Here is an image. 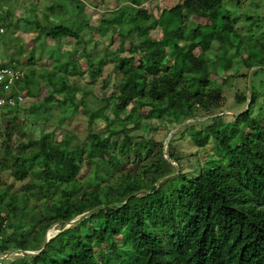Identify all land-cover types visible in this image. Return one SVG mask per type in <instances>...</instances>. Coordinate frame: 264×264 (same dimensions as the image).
<instances>
[{
  "label": "trees",
  "instance_id": "trees-1",
  "mask_svg": "<svg viewBox=\"0 0 264 264\" xmlns=\"http://www.w3.org/2000/svg\"><path fill=\"white\" fill-rule=\"evenodd\" d=\"M120 1L129 3L121 21L116 9V20L103 16L97 28L102 35L114 31L109 59L120 76L114 89L95 93L102 63L88 57L87 71L73 60L64 64L65 74L33 69L22 80V111L0 118L6 123L0 129V255H18L2 264H264V124L251 116L256 92L247 95L243 84L239 113L219 115L216 78L217 69L226 72L234 62L264 69V56L233 59L247 44L224 10L217 17L223 0H176L158 16L137 7L141 0ZM33 21L27 22L47 38L82 46L73 27ZM155 28L159 37L150 35ZM213 48L222 54L211 59ZM228 48L235 49L232 57ZM30 55L21 64L12 61L31 67ZM240 75L245 80L247 72ZM77 113L88 119L84 142L62 127ZM18 120L32 121L39 134L22 142L14 133ZM187 120L201 127L193 134L198 146L211 142L215 154L203 164L196 160L192 173L183 172L178 152L165 158L162 150L164 138ZM138 128L144 134L133 142L128 133ZM182 135L178 129L167 146ZM7 176L21 187L14 190ZM53 226L59 233L45 241Z\"/></svg>",
  "mask_w": 264,
  "mask_h": 264
},
{
  "label": "rangeland",
  "instance_id": "rangeland-1",
  "mask_svg": "<svg viewBox=\"0 0 264 264\" xmlns=\"http://www.w3.org/2000/svg\"><path fill=\"white\" fill-rule=\"evenodd\" d=\"M75 1H78L79 5L82 7L81 9L78 10L76 4L67 0H36L39 4L35 7L32 5L34 3L33 0H0V20L3 18L6 11L8 14V18H6L7 20L5 21V33L0 35V57L6 62L16 60L21 64L23 61H26L32 53V56L36 60L35 65L31 66L32 68L24 67L23 65L22 70L26 74H29L33 69L36 71L42 70V72L47 69H55L65 74L66 65L64 64H68L71 60L77 63L82 70L87 71L88 64L86 57H88L92 63H97L98 61L102 63L101 73L91 88H94L93 90L98 94L108 93L115 88L120 79L119 74L113 67V63H111L109 59V54L111 51H114V47H109L111 36L114 31L109 30L105 35H102L97 31V28L104 19L103 16H109V20H116L115 14L112 13L116 9L118 10L117 21H121V17L125 13V9L122 5H128L129 3H123L120 0ZM175 4L176 0H141L140 5L137 7L144 6L145 8H151L154 15L158 16L160 10L168 9ZM223 10L228 14L229 18L234 21L233 30L241 37V40L247 44L246 46L244 44L240 46L238 56L233 59L241 60L253 55V57L257 58L264 56V0H223L222 8L217 13L218 18L223 14ZM153 19L154 18L151 17L144 23V26L147 27L150 25ZM33 20L37 21L40 27L55 25L73 27L75 30H78L79 36L82 38V46H80V43L75 47V40L72 39L65 40L63 38L54 41L47 38L41 31V28L36 25L28 24L27 21L34 22ZM214 20L216 21V19ZM194 23H198L202 26L213 24L211 21L206 22L201 19H197ZM216 23H218V21H216ZM216 26L218 25L214 24V27ZM117 29L125 34L124 27L117 26ZM160 32L159 28H155L150 31V35L159 37L161 35ZM117 43H119V40ZM68 51L74 52L70 54L72 55L71 57L66 58L68 56ZM85 51L87 53H85ZM211 52L213 54L210 55L211 59L217 58L222 54L221 50L216 48L211 49ZM196 53L199 54V50L196 51ZM234 54L235 49L228 48L226 56L232 57ZM50 55L51 59H49ZM57 58L59 61L53 62L55 61L54 59ZM258 68L260 67H252L248 70L246 65L241 62H234L233 68H229L226 72H222V68L217 69L216 78L218 84H221L223 98L220 105L222 112H220L219 115L239 113V107L236 106L235 102L239 94L238 89H240V92H245L243 88L244 84L247 95H249L250 92H256V104L252 107L251 116L257 117L259 123L262 125L264 124V69L258 70ZM236 72H238L237 75L235 74ZM246 72L247 77L244 80L241 78L240 74ZM65 79H67V76ZM71 80H73V78H71ZM87 80L88 74L86 73L85 77L80 79V82L84 84ZM23 106L19 110L22 111ZM240 107H244V105ZM21 111L18 113L17 117H19ZM110 118H112V116ZM206 118L207 117L200 118L199 120L204 121ZM22 121H24V123H22ZM87 121V117L80 113L72 116L69 114L68 120L62 123V127L84 142L88 134ZM9 122L11 123L12 121ZM95 123L100 127L103 126L101 120ZM146 123H148L149 128L157 126V123L154 121H147ZM184 125V128L178 125L171 131L167 138H164L162 150L165 154V158L167 157L166 152L168 151L178 152V158L180 159L179 165L182 167L183 172L192 173L197 171L198 165L196 160L199 159L200 163L203 164L210 159H214L215 154L211 142H208L207 145L202 148L198 146L197 139L193 135L194 132L201 130V127L197 123L193 122V120H187L184 122ZM4 126H6V123L0 120V129H3ZM23 126L24 128L20 129ZM13 127L15 129V136L21 139L22 142L29 139V137H31V139H33V137L35 138L40 132L32 121L27 122L26 120H18ZM178 129H181V131L183 130V135L177 138L172 146L168 147L167 142L170 135L174 134ZM21 130L24 131L26 134L25 136L21 134ZM56 133L59 134L60 131L58 130ZM143 134L144 131L142 128L132 130L128 133L130 137H133V142L139 141L138 137ZM151 134L152 133H150V135ZM132 168V166H129L126 170L131 169V171H135L132 170ZM86 174L87 171L83 168L81 176L84 177ZM5 179L7 183L13 184L14 190L19 189L22 185V183L14 184L13 180L8 176L5 177ZM50 195L51 194H48L47 196L49 197ZM80 219L81 217L76 218L71 224L67 225L66 228ZM58 233L59 231L56 226L51 227L45 233V241H48ZM11 255L18 256L15 253L3 256L0 255V264Z\"/></svg>",
  "mask_w": 264,
  "mask_h": 264
},
{
  "label": "built area",
  "instance_id": "built-area-1",
  "mask_svg": "<svg viewBox=\"0 0 264 264\" xmlns=\"http://www.w3.org/2000/svg\"><path fill=\"white\" fill-rule=\"evenodd\" d=\"M4 33L0 25V35ZM25 74L15 61L6 62L0 57V118H10L24 104L21 86Z\"/></svg>",
  "mask_w": 264,
  "mask_h": 264
},
{
  "label": "water",
  "instance_id": "water-1",
  "mask_svg": "<svg viewBox=\"0 0 264 264\" xmlns=\"http://www.w3.org/2000/svg\"><path fill=\"white\" fill-rule=\"evenodd\" d=\"M29 254H33V253L30 252Z\"/></svg>",
  "mask_w": 264,
  "mask_h": 264
},
{
  "label": "clouds",
  "instance_id": "clouds-1",
  "mask_svg": "<svg viewBox=\"0 0 264 264\" xmlns=\"http://www.w3.org/2000/svg\"><path fill=\"white\" fill-rule=\"evenodd\" d=\"M26 75V74H25Z\"/></svg>",
  "mask_w": 264,
  "mask_h": 264
}]
</instances>
